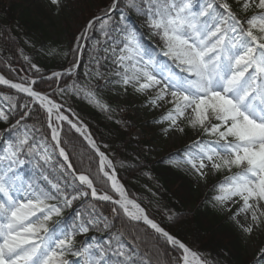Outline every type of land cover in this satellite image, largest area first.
<instances>
[{"label":"trees","instance_id":"trees-1","mask_svg":"<svg viewBox=\"0 0 264 264\" xmlns=\"http://www.w3.org/2000/svg\"><path fill=\"white\" fill-rule=\"evenodd\" d=\"M163 1L111 0V5H100L98 10L82 9V29L75 36L66 31L69 49L61 52L56 47L57 41L50 37L52 17L42 3L9 0L7 4V0H0V72L15 81L38 78L33 88L45 92L86 124L99 149L110 158L128 195L158 225L194 249L205 264H264L263 257L255 261L245 258L243 240L211 203L209 191L201 196L170 161L158 159L146 149L145 134L141 137L133 134L128 115L113 100L111 91L100 92L98 101L84 95L89 85L94 87L105 81V65L100 58L95 59L98 53L95 49L112 34L136 35L139 50L150 56L158 50L156 53L171 63L175 74L180 77L192 74L183 59L174 57L176 51L159 41L153 43L148 33H142V25L137 24L149 12L163 9ZM230 1L190 0L189 3L195 10L200 9L198 16L204 22L211 17L208 10L215 8V15L221 21L219 29L223 30L233 17H241ZM242 31L245 28L239 29L237 45L250 46V38L256 43L262 40L260 34L246 36ZM42 41L44 45H40ZM249 59V55L242 58L243 64H248ZM57 70L64 72L40 78ZM59 126V145L70 168L59 159L43 109L30 104L26 96L0 85V167L7 150L14 152L20 162L12 163L28 194L57 206L59 217L48 224L46 236L62 232L69 263L180 264L181 250L166 237L127 219L113 204L81 196L79 189L87 191V188L81 186L74 173L86 174L98 192L111 193L109 183L99 170L98 156L84 139L69 125ZM39 147L48 151L49 162L41 161L39 152L31 154V148ZM58 165L64 168L63 172L56 169ZM62 199L67 207L61 204ZM151 206L159 208L160 217ZM111 208H114L112 215ZM46 236L40 235V242Z\"/></svg>","mask_w":264,"mask_h":264},{"label":"rangeland","instance_id":"rangeland-1","mask_svg":"<svg viewBox=\"0 0 264 264\" xmlns=\"http://www.w3.org/2000/svg\"><path fill=\"white\" fill-rule=\"evenodd\" d=\"M36 1L51 14L50 37L57 41L61 52L69 49L66 31L75 36L82 29V9L98 10L100 5L112 3ZM189 1L164 0L163 9L149 12L137 24L142 25V33H148L153 43L159 41L176 51L179 55L174 52V57L184 59L194 76L184 75L179 81L170 72L171 63L159 56L156 59L160 62L155 61L140 52L135 37L112 34L95 49V59L100 58L105 65V81L94 87L89 85L83 92L85 97L98 101L100 92L111 91L113 100L128 115L133 134H145L146 149L158 159L170 161L201 196L209 191L211 203L243 240L245 258L264 259V0H231L241 17H234L228 35L217 29L220 21L213 8L209 11L210 21L205 23L197 16L199 8L195 10ZM239 28H245L246 35L260 34L262 40L256 51L236 45ZM44 44L42 41L40 45ZM244 51L250 53V63L254 61L252 64L259 69L257 81L256 73L246 76L244 72L249 67H241L237 60L244 57ZM29 81L21 83L28 85ZM26 97L32 104V99ZM54 113L49 119L46 113V126L58 143L59 120ZM59 148V159L65 162L66 153ZM37 152L41 154L37 158L49 162L46 149L31 148V154ZM12 161L20 162L8 149L0 167V264H70L64 253L62 232L46 236L48 224L59 217L57 206L28 194ZM56 169L64 171L61 165ZM81 186L87 188L79 189L82 197L113 204L127 219L138 222L136 215L121 207L113 191L98 192L93 184L92 188L85 183ZM61 204L67 207L65 199ZM152 208L160 217L159 208ZM109 213L112 215L114 208ZM43 233L46 238L40 242ZM180 250V264H193L192 256ZM199 259L204 264L201 256Z\"/></svg>","mask_w":264,"mask_h":264},{"label":"water","instance_id":"water-1","mask_svg":"<svg viewBox=\"0 0 264 264\" xmlns=\"http://www.w3.org/2000/svg\"><path fill=\"white\" fill-rule=\"evenodd\" d=\"M0 77H1V79L3 80L2 82H0L1 84H4V85H6V86H8V87H10V88H12V89H14V90H16V91H20V92H25L26 91V93H27V95L28 96H30L31 94L29 93V91H31V85H29V86H24V85H22V84H19V83H17V82H12V81H7V82H5L6 81V79L2 76V75H0ZM35 94H39L38 92H34ZM62 120H64L65 122H67L68 124H70L72 127H74L75 128V130L78 132V134H80L84 139H85V141L89 144V146L100 156V155H103L102 154V152H100L99 151V149L95 146V143H94V141L91 139V142H90V140L87 138V137H85V135L81 132V129L80 128H78L77 126H75L74 125V123H72L70 120H68V119H62ZM83 127V126H82ZM89 138H90V136H89ZM114 174H115V172H114ZM116 175V174H115ZM125 198H126V200H128V201H130V202H132L133 204H135L138 208H140V210H141V212H142V216H141V218H139L138 220H140V221H142L143 223H145L148 227H150L151 229H153V230H155L156 232H158V233H161V234H163L164 236H167V237H169V238H171L170 237V235H168L166 232H164L162 229H160V228H158L154 223H152L151 221H150V219H148V217L146 216V214H145V211H144V209L136 202V201H134V200H132L131 198H129L128 196H125ZM177 242H178V244L180 245V246H182V247H184V249H186L187 251H189L192 255H194L196 258H197V261L200 263V264H203L200 260H199V256L195 253V252H193L191 249H189L188 247H186L185 245H183L180 241H178L177 240Z\"/></svg>","mask_w":264,"mask_h":264},{"label":"bare ground","instance_id":"bare-ground-1","mask_svg":"<svg viewBox=\"0 0 264 264\" xmlns=\"http://www.w3.org/2000/svg\"><path fill=\"white\" fill-rule=\"evenodd\" d=\"M35 99L38 100L49 113H52L53 111H55V109H56L55 105L50 103L45 97L38 95V96H36ZM258 167L259 166L256 165L255 168L258 169ZM100 168L105 174H107L108 179H109V183H110L113 191L120 195L119 198L121 199V205L123 206V208L126 211H130L134 215L141 218L142 212L132 202L126 200L124 192L122 191L121 186L118 183L114 173L112 171H110L111 165H110L109 160L105 156H102V155L100 156ZM192 259H193L192 263L197 264V261L194 258H192Z\"/></svg>","mask_w":264,"mask_h":264}]
</instances>
